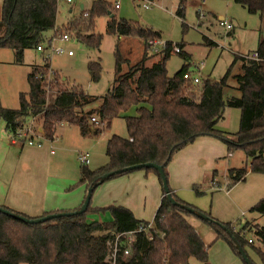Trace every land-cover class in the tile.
Returning a JSON list of instances; mask_svg holds the SVG:
<instances>
[{
    "label": "trees",
    "instance_id": "trees-1",
    "mask_svg": "<svg viewBox=\"0 0 264 264\" xmlns=\"http://www.w3.org/2000/svg\"><path fill=\"white\" fill-rule=\"evenodd\" d=\"M176 1L175 14L182 18L187 0ZM234 2L248 13L264 18V0ZM109 6L106 0H93L88 10L81 11L82 18L79 21L69 22L67 30L73 31L74 37L86 46L98 48L101 35L94 32L95 20L108 15V34L141 38L144 43L148 39L160 38L159 31L138 21L116 18ZM56 15L57 0H2L0 48L11 50L15 63H22L24 50L35 49L38 44L44 43L48 37L46 32L55 28ZM196 15L199 16V13L196 12ZM59 29L58 31L63 32ZM261 31L253 51L258 54V59L245 61L243 57L235 56L219 80L205 78L196 85L199 86L196 97L193 96L194 88L190 87L193 85L182 80V74L188 70L190 60L189 54L183 51L182 43L177 44L179 51L175 53L184 57L185 63L173 76H169L166 69V61L173 52L170 42H166V49L158 53V60L148 62L154 54L146 51L147 55L143 54L133 65L128 64L129 61L116 44L114 82L102 96L91 95L77 85H71L57 88L55 96L48 102L46 85L50 65L47 60H43L41 65H33L27 75L29 88L27 92L19 93L18 108L0 106V119L5 130L11 134L35 119L40 122L42 136L52 139L61 124L76 125L82 136L97 135L109 127L114 118L123 117L127 135L113 134L107 139L105 153L108 161L95 169L81 165L78 183L84 184L86 189L105 172L144 162L162 165L167 177L166 166L177 151L199 136L215 137L225 143L229 152L241 149L246 161H249L248 166L245 164L240 168L228 169L227 187H231L245 179L248 168L253 173L264 174V37ZM203 39L207 45H215L206 37ZM238 60L241 63L240 73L234 75V79L240 96L224 99V88ZM125 64L126 70L122 69ZM87 69L91 81L100 79L102 68L99 60L89 61ZM96 101H100L97 108L86 110ZM225 106L235 107L240 111L239 128L236 132L229 133L216 127L223 117ZM132 107H135V113L127 114V110ZM91 116L98 120L97 126L90 121ZM24 141L26 140L22 138L19 143L23 144ZM140 170H144L146 174L156 173L161 183L159 174L153 168ZM131 172L133 171L115 174L109 179ZM168 187L176 201L191 206L181 200L169 185ZM0 206L32 218L4 205ZM94 211L108 214L109 218L102 221L89 220L87 213ZM250 211L264 215V197L252 205ZM54 212L60 211L44 212L41 216ZM205 213L224 225L241 247L244 243H254L253 239L248 242L243 235L235 232L230 223L221 222L208 212ZM190 215L192 214L185 209L173 205L163 189L150 222L135 218L132 211L124 206L94 208L91 206V199L82 214L36 224H29L0 212V264H191L192 260L197 264H209V246H206L187 220ZM201 221L215 231L216 238L225 239L234 252L241 256L231 237L219 224ZM242 231H252L264 246V226L246 222L241 233ZM129 232L133 233V237L129 254L124 255V234ZM117 233L122 234V242L112 263L106 256L109 244ZM252 248L264 264V250L254 246Z\"/></svg>",
    "mask_w": 264,
    "mask_h": 264
},
{
    "label": "rangeland",
    "instance_id": "rangeland-1",
    "mask_svg": "<svg viewBox=\"0 0 264 264\" xmlns=\"http://www.w3.org/2000/svg\"><path fill=\"white\" fill-rule=\"evenodd\" d=\"M92 1L73 0L68 4L64 0H57L55 28H60L59 30L71 34L73 40L65 43L56 40L55 43L62 46L65 50H72L73 54L67 55L63 53L50 56L48 61L50 70L47 71L46 85L48 102L55 96L57 88H66L71 85H77L91 95L102 96L106 94L114 82V50L116 44H118L122 55L129 61L128 64H135L141 57L140 51L144 41L142 42L136 37L120 38L116 35L108 34L106 32L108 15L100 16L95 20L94 32L101 35L98 48L86 46L74 37L73 31L67 30L69 22L72 20L79 21L82 18L81 11L88 10ZM106 1L110 4L109 10L116 18L138 21L153 30L159 31L160 39L163 42H170L172 46L182 43L183 51L190 56L188 70H191L193 65L203 62L202 76L211 80H219L235 56L252 53L257 46L260 31L264 30V18H260L257 14L248 13L245 8L235 3L234 0H187L182 18L175 14L177 8L176 0H156L155 5L150 8H143L134 0ZM115 2L119 4L117 8L114 7ZM69 10H71L70 13ZM196 12H199L202 16H197ZM219 16H222L232 26V29L225 30L220 25ZM46 35L50 36L51 30L46 32ZM204 37L213 41L215 45H207L204 42ZM138 49L140 51H137ZM145 52L146 46L144 44L143 54H146ZM154 56L155 58L150 61L158 60L160 54H154ZM98 60L102 68L101 76L98 81L93 82L90 80L87 63ZM42 63L43 54L37 52L34 48L24 50L23 60L20 64L15 63L14 54L11 50L0 48L1 107L18 108L19 93H25L29 88L27 75L31 72L33 65H41ZM184 63V57L172 52L166 61L168 75L173 76ZM122 69L126 70L127 64L123 65ZM52 72H54V75H52ZM238 73H240V60L234 64L231 70L227 86L223 91L224 99L240 96L236 80L234 79V75ZM53 76L55 79H53ZM190 87L194 88L193 96L196 97L199 86ZM96 107H98V103L88 106L86 110ZM126 113L133 115L135 107L130 108ZM239 116L240 111L238 108L225 106L223 117L217 122L216 127L225 132H236L239 128ZM32 123L33 128L40 126V122L35 119H32ZM65 125L56 129L54 140L56 141V137L58 142L62 141V139H68L65 150L69 151L68 154H70L74 164L76 163L78 167L80 166L76 160L78 150L88 151L91 159L87 167L96 168L108 161L105 153L107 139L113 134L119 136L127 135L123 117L114 118L109 127L104 128L99 135L88 139L86 144L77 143V138L79 137L76 134V126ZM70 136L74 138L71 141ZM18 141L15 145L11 143V135L7 134L4 123L0 119V197L2 190H5V186L7 187L8 181L12 177V166L15 159L19 154H30L35 149L32 146H28L27 143H23L21 147V143ZM56 142L53 143L56 154L65 152ZM213 142L212 145H206L201 152L196 153L193 171L197 172L194 177H197L196 180L199 181L191 182L192 184L188 187H183L179 193L189 196L190 199L193 197L198 204H191V206L196 207V205H199V208L196 207L198 210L208 212L212 216L218 215L216 216L218 219L230 223L232 229L241 235H243L241 229L246 222L264 226V215L250 211L251 206L260 199L257 196L254 198V202H251L252 192L255 189V184L254 188L251 185L253 180L249 178L231 189L227 187L228 169L232 167L240 168L245 164L249 165V161H246L243 151L234 149L231 151L230 156L223 157L225 146H223L222 141L216 139ZM45 145L48 146V143H45ZM47 148L49 150V146ZM47 150L41 149L43 155L49 157L51 161V155ZM220 150H222L221 154L213 156ZM70 152L75 154L74 157ZM73 160L71 159V163ZM64 170L62 166L57 165L53 168L51 167L50 171L61 173ZM143 172L144 170H137L131 172V174L121 175L105 181L102 186L112 180L135 176L128 190L125 191L123 186L119 187L117 191L118 197L108 202L106 206L120 205L130 208L132 212L134 211L133 214L137 218L150 221L160 199L161 184L156 173L148 172L146 177H144ZM154 175L156 179L152 182V176ZM213 177L218 181V189L210 188ZM51 181L57 182L55 179H50V183ZM100 187H96L94 194ZM227 190L229 191L227 192ZM93 198H91V203ZM242 212L243 214L241 215ZM99 214L94 211L87 213V217L90 220H96ZM100 215L105 217V213ZM187 220L197 226L202 239L209 246L207 250L209 264H246L225 239L216 238L215 231L209 225L194 215L187 216ZM243 237L245 240L248 238L254 240L252 245L244 243L242 247L250 262L252 264H262L252 247L264 250V246L258 242L252 231H247ZM191 264H197V262L192 260Z\"/></svg>",
    "mask_w": 264,
    "mask_h": 264
},
{
    "label": "crops",
    "instance_id": "crops-1",
    "mask_svg": "<svg viewBox=\"0 0 264 264\" xmlns=\"http://www.w3.org/2000/svg\"><path fill=\"white\" fill-rule=\"evenodd\" d=\"M1 2L2 0H0V4ZM70 12L71 10H69V13ZM0 13H1V9H0ZM220 20H224V18L222 16H219V21ZM222 27L225 30L232 29L231 25L229 28H226L225 26H222ZM51 35H52V31H51ZM139 39L143 42V39L141 38ZM144 44L145 43L143 42V47L141 51L140 49L137 50V51H140L141 56L144 52ZM153 58H155V56L154 57L152 56L151 59ZM151 59H149L148 62H153V61H150ZM189 63L190 61L188 62V64ZM96 103H98V106L100 105V101H96ZM28 123H30V121ZM62 126H66V125H61L60 127ZM76 128H77L76 134L78 135L79 138L82 137L80 139L77 138L78 139L77 143H83V144L88 143V139H91L99 135L102 132L101 131L97 135L88 134V135L82 136L79 132V128L77 126ZM8 133L9 132H7V134ZM9 134L11 135V133ZM69 138H70V141L71 139H74L72 136H70ZM213 139L216 140L218 138L211 137V136L197 137L192 143L186 145L185 147L177 151L172 156L171 160L166 166L168 185L181 200L185 201L188 204L193 205V204H198V203L195 201L193 197L190 199L189 196H186L183 193H179V191L182 190L183 187H188L190 184H192L191 182L195 183L199 181V180H196L197 177H194L196 176L197 172L193 171V164H194L195 156H196V153L201 152L205 148L206 145H212L214 143ZM56 141H57V137H56ZM56 141L54 140V136L52 139L43 138L40 145H36V144L29 145L28 144V146H32L35 148L32 153L25 154V155L19 154V156L15 159L14 164L12 166L13 167L12 177L8 181V185H7L8 188L4 185L5 190L3 191L1 189L2 192H1V197H0V205H4L6 207H9L18 212H22L31 217L41 216L44 212L68 211V210H74L75 208L79 207L86 193V186L84 184L78 183L79 176H80V167L82 164H80V162L77 159V153L82 152V150H78L76 153V160L80 164V166L78 167L76 163L74 164V160L73 158L70 157V154H68L69 151L65 150V146L67 144L68 139H65V140L62 139V141L60 140L59 142L58 141L56 142ZM54 142L58 143L59 147H61L62 150L65 151L66 153L60 152L59 154H56V151L53 147ZM11 143L14 145L16 144L12 141ZM45 143H48L49 150H47L48 146L45 145ZM222 143H223V146H225V154L223 155V157L230 156L231 152L228 151L223 141ZM22 146L23 145L21 144V147ZM41 149H46L49 152L52 158L51 161L49 157H45L43 155ZM51 150H53V153H51ZM71 151H75V150H71ZM221 151L222 150H220L218 153H215L213 156H218V154H221L220 153ZM71 155H73L74 157L75 154L71 153ZM71 159L73 160L72 163H71ZM90 159L91 158H90V153H89V161L86 165L89 164ZM57 165H59L60 167L62 166L65 170L61 173L51 172L50 171L51 167L53 168ZM232 168H239V167H232ZM90 169H95V168H90ZM143 175L144 177H146L145 172H143ZM254 175H257V176H254ZM133 177L135 176H126L124 178H119V179L107 182L103 186H102L103 183L97 186V188H99L100 186L101 187L96 192V194H94V191H93L91 198H93V194H94V198H93V202L91 203V206L94 208L95 207H106V204H108V202L118 197L117 191L119 187L123 186L125 191L128 190L133 180ZM249 178L253 180L251 183V185H253V188L255 184V189H253L252 199H251L252 200L251 202H254V198H256L257 196H258L257 198H260V199L264 197V174L253 173L248 168L245 179L241 182L236 183L235 185L231 187H228V189H231L232 187L245 182ZM50 179H55L57 180V182L51 181L50 183ZM154 179H156L155 175L152 176L151 181L154 182L155 181ZM227 179H228V176H227ZM254 180H255V183H254ZM228 182H229V179H228ZM210 188L211 189L219 188L218 181L215 180L214 177L212 178ZM228 191L229 190H227V192ZM161 197H162V185H161L160 199ZM160 199H159V202H160ZM159 202L157 203V206L155 207V211L159 205ZM198 206L199 205H196L197 208H199ZM132 213H134V211ZM242 214L243 212L241 213V215ZM216 216L218 215H213L215 219L221 222H225V221L218 219V217ZM108 218H109L108 214H105V217H102L99 214V217H97L96 220L102 221ZM135 218L137 217L135 216ZM141 220H144V219H141ZM190 223L192 224V222ZM192 226L194 227L196 232L200 235L197 229V226L195 224H192Z\"/></svg>",
    "mask_w": 264,
    "mask_h": 264
},
{
    "label": "built area",
    "instance_id": "built-area-1",
    "mask_svg": "<svg viewBox=\"0 0 264 264\" xmlns=\"http://www.w3.org/2000/svg\"><path fill=\"white\" fill-rule=\"evenodd\" d=\"M64 1L70 4L73 0H64ZM134 1H137L138 4H140V6L143 8H150L153 5H155L154 0H134ZM118 5H119L118 2H115L114 7L117 8ZM199 16L202 15L199 13ZM219 22L221 26H225L226 28L230 27V24L224 20H220ZM261 34L262 37H264V30L261 31ZM56 40L65 43L72 41L73 37L69 33L60 32L58 31V28H54L53 34L51 36H48L44 41V43L38 44L35 48L36 51L43 54V60L49 61L51 55H59L63 53H66L67 55L73 54L72 50H65L62 46L56 44L55 43ZM145 44H146V51L149 54L161 53L167 47V43L163 42L160 38L148 39L145 42ZM171 49L173 52L179 51V47L176 45L172 46V44H171ZM241 57H243L245 61L250 59L257 60L258 54L256 52H252L250 54L242 55ZM203 67H204L203 62H200L197 65H193L191 70H186L185 72H183L182 80L190 83L193 86L200 84L203 81V79H205V77L202 76V72H201ZM90 121L96 125L98 124V120L96 119L95 116H91ZM32 125H33L32 120H30V123H28L27 126H25L23 129H19L15 133H12L11 141L17 143V140L24 138L26 140L24 142L29 145L31 144L40 145L42 139L44 138L42 136L41 128L40 127L33 128ZM30 137H32V139H30ZM51 153H53V150H51ZM77 159L80 162V164L86 165L89 161V153L87 151L78 152ZM245 233L246 231H242L243 235ZM124 236L125 239L123 240L124 243L123 254L128 255L130 248L129 246L132 241L133 233L129 232L127 234H124ZM121 242H122V234L121 233L114 234V239L109 244V250L106 256V259L108 261H111L112 263L114 262L116 254L120 251ZM248 242H252V239L248 238Z\"/></svg>",
    "mask_w": 264,
    "mask_h": 264
},
{
    "label": "water",
    "instance_id": "water-1",
    "mask_svg": "<svg viewBox=\"0 0 264 264\" xmlns=\"http://www.w3.org/2000/svg\"><path fill=\"white\" fill-rule=\"evenodd\" d=\"M142 168H153L154 170L157 171V173L159 174V177L161 179V185H162V189L166 195V197L168 198V200L176 206H179L183 209H185L186 211H188L190 214L194 215L195 217L207 221L208 223H217L220 225V227L225 230L227 232V234L231 237L232 241L235 244L236 250L237 252L241 255L242 259L244 260V262L246 264H252L250 262V260L248 259V257L246 256V254L244 253L242 247L240 246V244L237 242V240L235 239V237L232 235V233L221 223L217 222L216 220H214L213 218H211L210 216H208L205 212L200 211L198 209H195L187 204H180L178 201H176V199L171 195L170 191H169V187H168V180L167 177L164 173V169L163 166L160 164H156L154 162H144V163H138V164H133V165H129V166H125L122 168H117L108 172L103 173L102 175H100L98 177L97 180L93 181L90 186L87 187L86 189V193L84 196V199L82 200L81 204L79 205L78 208L74 209V210H68V211H60V212H54V213H48L46 215L43 216H38V217H26L24 215H21L19 213L13 212L5 207L0 206V212L6 215H9L11 217H14L18 220H21L23 222L29 223V224H36V223H41L44 222L46 220H51V219H55L58 217H72V216H76L79 214H82L86 211L89 203H90V199L92 196V192L94 191V188L96 186H98L99 184L103 183V181L109 179L111 176L115 175V174H120V173H124V172H129V171H134V170H140Z\"/></svg>",
    "mask_w": 264,
    "mask_h": 264
}]
</instances>
